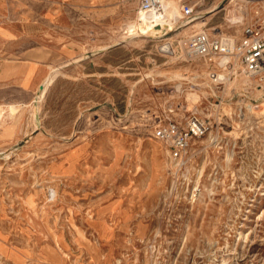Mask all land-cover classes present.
I'll use <instances>...</instances> for the list:
<instances>
[{
	"label": "rangeland",
	"instance_id": "374dc122",
	"mask_svg": "<svg viewBox=\"0 0 264 264\" xmlns=\"http://www.w3.org/2000/svg\"><path fill=\"white\" fill-rule=\"evenodd\" d=\"M236 1L187 30L173 5V56L128 30L139 0H0L56 66L46 92L0 105V264H264V80L182 46L240 34ZM190 114L210 127L174 159L154 129Z\"/></svg>",
	"mask_w": 264,
	"mask_h": 264
},
{
	"label": "built area",
	"instance_id": "2783aa9c",
	"mask_svg": "<svg viewBox=\"0 0 264 264\" xmlns=\"http://www.w3.org/2000/svg\"><path fill=\"white\" fill-rule=\"evenodd\" d=\"M224 1L227 0H221L217 5L218 8ZM206 2L207 0H178L181 19L188 21L204 17L201 14L202 5ZM242 2L240 8L242 23L237 22L243 25L240 34L228 33L219 27L213 28L212 31L201 29L192 34L186 44V51L196 58L214 64V68L229 71L239 65L243 72L262 82L264 80V0ZM152 12L158 13V17L151 20L152 27H159L160 22L168 17L164 0H139L140 15ZM219 62L220 65L217 64ZM209 127L205 118L198 114H190L183 120L171 119L159 122L154 129V136L167 144L172 158L181 159L186 155L191 143L204 136Z\"/></svg>",
	"mask_w": 264,
	"mask_h": 264
},
{
	"label": "crops",
	"instance_id": "0c3cea01",
	"mask_svg": "<svg viewBox=\"0 0 264 264\" xmlns=\"http://www.w3.org/2000/svg\"><path fill=\"white\" fill-rule=\"evenodd\" d=\"M33 34L0 17V105L30 100L55 65L47 48L30 44Z\"/></svg>",
	"mask_w": 264,
	"mask_h": 264
},
{
	"label": "bare ground",
	"instance_id": "6f19581e",
	"mask_svg": "<svg viewBox=\"0 0 264 264\" xmlns=\"http://www.w3.org/2000/svg\"><path fill=\"white\" fill-rule=\"evenodd\" d=\"M177 3H178V0H164V8L166 9V12L168 14V17L165 18V19H163L160 22L161 25H159V27H152V23H151L152 18L155 19L156 17H158V13H153L152 12V13L146 14V15H140L139 13H137L136 16H138V17L136 18V20H131V21L128 22V24H127L128 30L131 31L132 33H134V32H136L135 29L137 27H140L141 28V24H143L144 26H142V29H143L142 32H143L144 35L154 36L156 38H159L160 40H163V39L166 40L163 44H161L162 45L161 48H163L164 50H166L168 52V54L173 55V56H176V54H177L176 53V48L173 46V44L170 41H168L170 39V37H167V34L169 32V27L171 25L173 26L174 23L177 22V20H178V18L180 16V14L178 16V12L176 11L177 9L175 7H173V5H175ZM217 8H218V6L215 5L212 8L206 10V13L205 14L208 15V16L204 15L206 17H202V18L198 17L199 19L194 18V19H191V20H188V21H183L184 23H183L182 26H185V30H187L189 28H192V27L201 28L202 27L201 25L206 24V20L209 19V17L211 15H214V14H216L218 12V9ZM241 18H242L241 16H238L237 15L235 17H231L230 18V21H232L233 23H235V22L241 21ZM194 21H196V22H194ZM182 44H183L182 46H183L184 50L186 51L187 41H185V42L183 41ZM186 54H188L189 57H191V58H196L195 56L190 55L187 51H186ZM217 64L220 65L221 62H219ZM55 68H56V66L51 67V70H50V72H49V74L47 76L48 78L46 77L47 80L44 82L43 88H40V89H42V92H41L42 94L44 92H46V90L48 89L49 84L51 83V80H52V74L55 72ZM223 72H225V70ZM248 76H250V75H248ZM250 77H253V76H250ZM253 78H255V77H253ZM178 86L180 87V85H178ZM190 96L191 97L195 96V93H191ZM40 97H41V94H40ZM12 107L15 108V106H12ZM15 110H16V108H15ZM154 150H155V153H158L159 152V146L157 144H154Z\"/></svg>",
	"mask_w": 264,
	"mask_h": 264
}]
</instances>
